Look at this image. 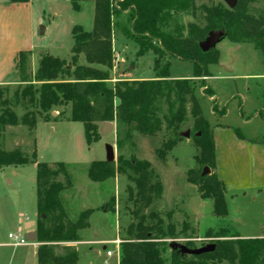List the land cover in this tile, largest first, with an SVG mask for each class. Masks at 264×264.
Wrapping results in <instances>:
<instances>
[{"label":"rangeland","instance_id":"1","mask_svg":"<svg viewBox=\"0 0 264 264\" xmlns=\"http://www.w3.org/2000/svg\"><path fill=\"white\" fill-rule=\"evenodd\" d=\"M244 2L257 17L251 20L253 27H263L264 19L258 17L264 15V0ZM93 3V0H88L82 2L80 9H75L69 0H0V73L12 69L14 72L12 81L0 84V115L10 111L19 119L17 125L0 127V149L12 150L18 144L30 159L36 151L37 162L48 163L54 171V181L65 185L60 195L68 217L77 221L83 209L92 206L90 210L97 211L93 217L94 231L99 237L119 241L120 248L124 240L135 238V228L132 233L128 231L130 225L137 226L143 215L147 217L145 224H156L157 220L150 215H159L163 221V232H156L154 236L158 237L165 264H183L193 259V255L176 253L173 243L198 248L218 240H236L233 235L264 236V147L253 145H264V117L259 114L264 104V56L255 44L242 42V47H235V42L229 39L220 41L216 50L221 51V64L212 70L218 77L209 82L208 76L201 77L210 85L215 97L207 96L201 86L202 80L196 85L197 99L213 126L216 146V164L215 167L208 166L211 169L208 175L216 174L224 182L230 218L218 216L213 198H203L199 190L198 185L202 182L197 176L206 166L198 162L200 149L194 140L195 117L190 100L186 104L187 115L180 128L179 141L161 158L157 150L164 141L175 137L165 122L154 135L142 134L117 119L112 121L115 125L113 131L103 134V123L99 122V140H103L88 144L84 124L73 121L66 114L68 106L40 111L37 104L39 93L35 100L22 94L28 84L21 83L18 68L20 52H32V72L39 65V62L36 66L33 64L35 53L38 59L47 52L61 58L69 56L72 53L73 28L80 25L86 31L93 30ZM203 3L226 5L224 0H196L197 15L202 13L200 7ZM121 21L127 22V15L122 16ZM190 23H201L192 10L178 13L162 29L171 35L188 36ZM42 25L46 26L44 34L40 32ZM113 49L114 64L110 75L118 77L119 71L129 77L157 76L155 64L153 66L154 53L147 51L139 56L138 44L118 28L113 33ZM81 59L83 61L84 56ZM166 59H170L172 76L194 77L192 62L165 56L162 63ZM67 60L72 61V56ZM35 86L40 88V83H35ZM163 105L166 110L168 105ZM222 109H226L225 114ZM32 115L36 116L37 125L30 130L22 120ZM236 128L245 138L236 134ZM186 131H190V137L182 136ZM106 143L114 146L115 160L135 156L150 161L162 182V195L155 197L150 206H142L135 197L130 198L129 188L135 191L136 187L125 173H118L103 183L89 178L90 163L107 158ZM61 162L67 175L62 172ZM188 174L193 182L189 181ZM232 194L236 195L232 197ZM37 212V164L29 162L0 167V264H37L34 244L39 247L38 239L27 245L14 246L8 236L19 225H22L24 234L30 230L37 232ZM77 236L80 237V230ZM115 241L81 245L80 264H120ZM108 250L114 252L113 256L107 255ZM205 261L207 264H232L226 259Z\"/></svg>","mask_w":264,"mask_h":264},{"label":"trees","instance_id":"2","mask_svg":"<svg viewBox=\"0 0 264 264\" xmlns=\"http://www.w3.org/2000/svg\"><path fill=\"white\" fill-rule=\"evenodd\" d=\"M26 2L29 0H12ZM75 9L88 0H69ZM94 27L86 31L80 25L72 30V61L51 53L40 55L39 65L32 72L30 57L32 52L24 51L18 55V68L21 83L28 84L22 91L32 100L39 93L37 104L40 111H49L54 106H71L72 120L82 122L88 144L99 140V122L117 119L131 125L142 134L154 135L161 130L163 123L172 128L175 137L164 141L157 150L163 158L171 151L181 136V125L186 120L187 102H192L194 119V140L200 149L198 162L204 166L216 164V146L213 126L204 115L197 99L196 89L199 80L207 96H214L212 88L206 84L203 76H210L209 66L218 63L219 51L216 48L204 52L200 43L210 32L233 42H250L261 50L264 56V26L254 28L251 20L257 17L250 7L239 0L238 5L230 9L223 3L201 5L202 13L197 15L196 0H93ZM192 10L201 23H190L188 36L171 35L163 27L178 13ZM127 15V22L121 17ZM258 18L264 19V15ZM118 28L122 33L138 44L137 54L152 51L155 58V79L117 80L110 85L111 69L114 62L113 33ZM84 55L87 64L78 63ZM178 58L193 63V78H170V59L162 63V58ZM163 64V65H162ZM40 83V88L35 86ZM204 95V93H203ZM119 101V103H117ZM166 103L167 109H164ZM214 102V109L215 110ZM225 114L226 109H222ZM227 114V113H226ZM264 117L263 108L259 111ZM224 116V115H223ZM19 119L10 111L0 115V127L17 125ZM23 125L30 130L37 125L35 115L24 118ZM220 126V125H217ZM240 138L245 136L239 128L234 129ZM200 133V134H199ZM36 151L32 159L24 154L21 146L12 150L0 149V166L21 165L29 162L37 164V249L38 264H78L79 253L71 242L78 239L80 229L89 226L92 210L81 213L77 221L71 220L61 199L65 185L54 181V171L49 164L37 162ZM62 172L67 175L64 163ZM125 173L135 183L136 190L129 188L130 198L142 206L148 207L155 197L162 195V182L150 161L135 156L129 159L94 160L88 167V176L95 182H104ZM155 178V181H151ZM188 179L192 181L188 174ZM202 182L198 185L203 198H213L214 209L218 216H227L229 209L226 201V187L216 174L197 176ZM194 183H197L195 181ZM138 215L139 212L136 211ZM156 224H145L147 217L141 216L137 226L130 225L129 232L135 228V238L124 240L120 248V264H165L162 249L156 232H163L161 217L151 213ZM236 240H218L213 252L193 255L192 260L183 264H207L205 260H229L232 264H264V236L242 237L233 235ZM60 249V250H59ZM181 253L179 249H174ZM182 254V253H181ZM186 255V254H183ZM215 264V263H213Z\"/></svg>","mask_w":264,"mask_h":264},{"label":"crops","instance_id":"3","mask_svg":"<svg viewBox=\"0 0 264 264\" xmlns=\"http://www.w3.org/2000/svg\"><path fill=\"white\" fill-rule=\"evenodd\" d=\"M42 26H43L42 27L43 30L41 31L42 28H40V32H41V34H44L46 32V26H44V25H42ZM241 43L242 42H235V44H233V46H235V47H240L241 46L242 47ZM219 52H220V58L218 60V63L213 64V65L210 66V71H211L212 74L207 77L208 82H209V80H213V79H216L218 77L216 74H214V72H212V70H215V69H217V68L220 67V64H221V55L222 54H221V51L220 50H219ZM48 53H50V52H48ZM69 56H72V53ZM69 56H67L65 59H67ZM82 56H84V55H80V57H79L80 64H87V61H86L85 56H84V60L82 61V59H81ZM155 58H156V56H155V54H153V66L155 64ZM39 59L37 58V55L35 53L34 56H33V58H32L34 66H36L37 62H39ZM119 60H121V59H119ZM124 60H125V58H124ZM132 69H135V66L132 67ZM12 70H7L6 72L0 73V84L8 83V82L12 81V79H13L12 77H13V73H14ZM118 70H119V68H118ZM114 73L116 74L117 71L115 70ZM118 73H119V76L118 77L117 76L114 77V76L111 75L112 77H111V81L110 82H115L117 80H144V79H155L156 78V76H151V77H148V78L147 77H141V76H138V77H135V76L129 77V76H125L124 73L121 74L119 71H118ZM170 78H172V79H178L179 77H177V76L174 77V76H172L170 74ZM181 78H183V77H181ZM239 96H241V95H239ZM213 97H215V96H213ZM66 114H69L71 116V118H72L71 106L70 105H68V110H67ZM54 117H58V116H54ZM41 120L42 121H45L44 119H41ZM223 129H228V128L224 127ZM102 140H98V141H102ZM240 140L241 141H245L244 139H240ZM253 145L254 146H258V147H264L263 144H253ZM16 146H20V145L16 144ZM98 160H104V159H98ZM0 167H5V166H0ZM101 183H103V182H101ZM241 189H242V191H244L245 188L242 187ZM244 193H246V192H244ZM234 195H236V194H232L231 196L234 197ZM226 201H227V199H226ZM227 205H228V203H227ZM92 208H93L92 206L91 207H85L83 209V211L88 210V209H92ZM96 213H97V211L91 213V217H90V220H89V226L86 227V228L80 229V237H78V239L76 241L71 242L72 244L76 245V247L78 249V253H79V261H78V264H80V257H81V248H80V246L81 245H89V244H95V243L104 244V243H108V242L115 241L114 239L111 240V239H107V238H104V237H99L98 234H96V232L94 231L95 226H94V219H93V217H94V215ZM229 215H230V210H229L228 216H226V217H229L230 218ZM28 233H31V230L29 232H27V234ZM34 245H35L36 249H38L37 245L36 244H34ZM104 248H105V246H104ZM119 253H120V245H119ZM118 262L120 263V256L118 258ZM37 264H38V262H37Z\"/></svg>","mask_w":264,"mask_h":264},{"label":"water","instance_id":"4","mask_svg":"<svg viewBox=\"0 0 264 264\" xmlns=\"http://www.w3.org/2000/svg\"><path fill=\"white\" fill-rule=\"evenodd\" d=\"M226 5L233 9L238 5L239 0H224ZM43 26H41L42 28ZM222 41V38L218 33L210 32L208 37L200 43V47L204 52L211 50L212 48H216L218 43ZM115 125L112 121H106L103 123L102 133L106 134L113 131ZM200 134V133H199ZM190 131H186L182 133V136L190 137ZM106 152H107V161H114L115 160V151L114 146L110 143L106 144ZM211 172L210 167L206 166L202 172V175H208ZM27 239L31 242L37 241V232H31L27 234ZM172 247L174 249H179L182 254L188 255H201L205 253L213 252L216 249V243H209L205 246L198 247V248H189L186 245L180 243H173Z\"/></svg>","mask_w":264,"mask_h":264},{"label":"built area","instance_id":"5","mask_svg":"<svg viewBox=\"0 0 264 264\" xmlns=\"http://www.w3.org/2000/svg\"><path fill=\"white\" fill-rule=\"evenodd\" d=\"M8 236L12 240V243L14 246H23V245L32 243L31 241L27 239V233L25 234L23 233L22 225H19V227L17 228L15 232H10ZM115 242H117V249L119 250L120 242L119 241H115ZM107 254L108 256H112L114 252L111 250H108Z\"/></svg>","mask_w":264,"mask_h":264}]
</instances>
